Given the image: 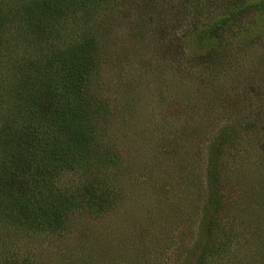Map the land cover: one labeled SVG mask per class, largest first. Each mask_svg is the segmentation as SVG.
<instances>
[{
  "label": "rangeland",
  "instance_id": "1",
  "mask_svg": "<svg viewBox=\"0 0 264 264\" xmlns=\"http://www.w3.org/2000/svg\"><path fill=\"white\" fill-rule=\"evenodd\" d=\"M154 1L112 0L100 18L102 70L86 96L112 108L120 131L122 167L108 172L110 188L87 192L84 167L64 172L56 185L73 203L53 233L14 238L0 215V264H264V145L245 130L263 111L256 100L264 108V15L212 35L234 11L229 0H200L205 16L190 9L198 0L183 12L185 0ZM9 34H0V92L16 46ZM210 55L233 67L205 76ZM233 87L250 100L238 102ZM11 119L0 112V129ZM213 162L225 173L215 190Z\"/></svg>",
  "mask_w": 264,
  "mask_h": 264
},
{
  "label": "trees",
  "instance_id": "2",
  "mask_svg": "<svg viewBox=\"0 0 264 264\" xmlns=\"http://www.w3.org/2000/svg\"><path fill=\"white\" fill-rule=\"evenodd\" d=\"M111 1L0 0V34L9 36L12 27L16 45L6 51L11 66L4 74H8L7 86L0 92V112L7 111L9 117H14L0 129V138L5 141L0 154V215L12 224L14 238L60 230V219L67 217L64 210H71L73 203L56 185L64 172L84 167L82 170L90 173L86 191L94 194L95 187L103 189L111 183L108 172L122 167L118 145L121 135L114 126L112 108L86 96L102 70L99 50L106 47V36L101 33L104 22L100 23V18ZM190 2L194 3L185 0L179 4V10L183 12ZM229 2L234 11L213 23L209 29L212 35L221 34L232 24L238 27L250 14L264 15V0H246L240 9L237 8L244 0ZM194 4L191 11L205 16L207 3L198 0ZM19 39L23 44H18ZM26 44L23 62L21 49ZM1 46L2 43L0 55ZM218 55L208 56L209 65L215 68L203 67L205 76L214 75L218 67L223 71V65L233 67L229 62L218 65L224 60ZM250 87L251 94L255 87ZM238 89L233 87V97L238 102L242 96L250 100L246 95L249 93L240 96ZM260 100L254 104L263 111L250 115L245 128L252 134L250 143L259 147L264 145V108ZM227 142L230 150L231 139ZM222 152L220 149L221 160L228 157ZM222 164L213 162L211 166L209 183L214 190L222 186L225 178ZM103 194L98 192L99 198ZM114 198L115 194L113 202ZM230 221L236 223L237 217ZM253 263L251 260L247 264Z\"/></svg>",
  "mask_w": 264,
  "mask_h": 264
}]
</instances>
